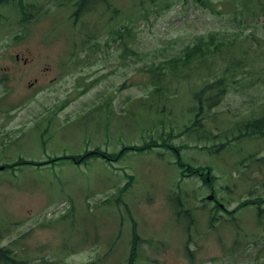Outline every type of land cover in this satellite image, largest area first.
<instances>
[{
	"label": "rangeland",
	"instance_id": "374dc122",
	"mask_svg": "<svg viewBox=\"0 0 264 264\" xmlns=\"http://www.w3.org/2000/svg\"><path fill=\"white\" fill-rule=\"evenodd\" d=\"M20 1L35 9L0 0V246L20 264H127L135 232V264H264V206L205 202L264 197V137L243 135L264 117V13L107 0L76 21V0ZM210 35L239 42L152 88L148 67Z\"/></svg>",
	"mask_w": 264,
	"mask_h": 264
},
{
	"label": "trees",
	"instance_id": "16d2710c",
	"mask_svg": "<svg viewBox=\"0 0 264 264\" xmlns=\"http://www.w3.org/2000/svg\"><path fill=\"white\" fill-rule=\"evenodd\" d=\"M90 0H79V5L81 7H83V5L86 6V4L89 2ZM92 1V0H91ZM94 2H92V4L94 6L97 5H101L102 3H106L107 0H93ZM156 2H159L160 4H166V1L164 0H154ZM197 4H200L202 6H211L212 4H214L211 0H194ZM232 2H234V8L237 11H240L243 14V17L249 12V13H253V16L259 13H264V0H230ZM167 7L170 6V3L166 4ZM220 7L222 8V6L220 5ZM130 17V16H129ZM131 18V17H130ZM113 20H115V18H113ZM246 21H243L242 23L245 24ZM247 27V26H246ZM256 25L253 24V30L256 29L255 28ZM262 30H264V27L261 28ZM245 41L247 42H252L253 45H255V40L259 42V39H257L256 37H253L252 35H248L245 37ZM253 38V39H250ZM90 42V41H89ZM237 42H239V40L232 38L227 39L226 38H217L215 35H210V36H205V37H200L199 40H197L195 43H193L192 45H188L184 48V51L175 57H172V59L170 60H164L161 61L160 64H156L158 66H152V67H148L146 69V71L152 75V77H154V81H152V88L154 89H159L160 91H164V90H170L169 86H168V81H164L163 79L165 78V76H159V75H171L175 76V75H187L188 71L191 70L192 67L196 66V67H201L204 64H206L207 60L209 59V55H211V57L214 55L217 51L220 50V48L227 46V47H235ZM213 56V57H214ZM210 57V58H211ZM197 64V65H195ZM219 70V71H218ZM226 69H221L218 68V75H223V76H219L216 78L215 81L210 82L209 84L205 85L204 87V91L201 93H205L206 91H216L214 93V95L212 96L214 98L213 102H208V104L206 102H203L202 100H200L199 102L204 105L207 104L208 107H212L216 104L219 103V101L221 100V98L224 97V94H226L227 92V81H229L224 75L226 72ZM175 77H172L171 79H174ZM156 79V80H155ZM171 83V81L169 82ZM218 92V93H217ZM211 101V100H210ZM203 110V106H200V111ZM194 126H196V124H194ZM245 135H253V137L255 136H260V137H264V117L261 118H256L255 120H253V129H247L245 132ZM94 154L93 153H87L85 158L88 157H92ZM96 156H98L97 154H95ZM99 156H103L102 153ZM78 157H75L74 160H77ZM82 158L84 157H80L78 158L77 162H79ZM108 158V157H105ZM182 160L179 158V162L181 164H183L181 162ZM86 162V161H85ZM179 164L180 168H182V166L185 169H192L191 167L187 166V165H181ZM209 167L206 168V170L208 171V175L206 174V176H210V172H209ZM191 174L193 173H197L196 171L192 170L190 172ZM204 175V174H203ZM249 204H253L255 206L259 207V210L263 209L261 208V206H264V197L258 198V199H252L246 202H242L240 206H246ZM181 206H183L180 203ZM134 236V240L132 243V247H131V257L129 259V261L127 262V264H135V260L136 257L138 256V250H137V244L138 243H143L145 242L144 239L139 238L138 234H136L134 232L133 234ZM138 258V257H137ZM0 264H20V261H18L16 259V255L11 256V252L7 249L4 248H0Z\"/></svg>",
	"mask_w": 264,
	"mask_h": 264
},
{
	"label": "flooded vegetation",
	"instance_id": "af4514ba",
	"mask_svg": "<svg viewBox=\"0 0 264 264\" xmlns=\"http://www.w3.org/2000/svg\"><path fill=\"white\" fill-rule=\"evenodd\" d=\"M16 59H17V60H20V57L17 56ZM23 62L26 63V60H24ZM208 180H209V178H208ZM212 192H213V190H212ZM213 193H214V192H213ZM211 197H212V199L207 197V200L210 201L211 203H213V206L218 207V208H220L222 211L225 212V211H226V208H225V204H224V202H221L220 200H217V199L215 198L214 195L211 196Z\"/></svg>",
	"mask_w": 264,
	"mask_h": 264
},
{
	"label": "bare ground",
	"instance_id": "6f19581e",
	"mask_svg": "<svg viewBox=\"0 0 264 264\" xmlns=\"http://www.w3.org/2000/svg\"><path fill=\"white\" fill-rule=\"evenodd\" d=\"M121 200H122V199H121ZM121 200H120V201H121Z\"/></svg>",
	"mask_w": 264,
	"mask_h": 264
}]
</instances>
